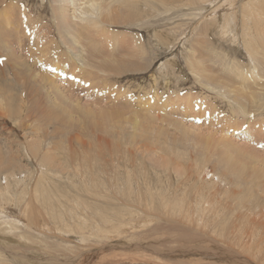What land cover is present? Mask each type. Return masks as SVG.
<instances>
[{
  "label": "rangeland",
  "instance_id": "obj_1",
  "mask_svg": "<svg viewBox=\"0 0 264 264\" xmlns=\"http://www.w3.org/2000/svg\"><path fill=\"white\" fill-rule=\"evenodd\" d=\"M65 2L0 0L16 56L28 65L17 66L20 82L0 67V102L7 107L9 94H16L13 119L0 117V156L14 159L10 170L0 168V264H77L94 248L85 264L229 263L218 254L210 262L198 254L205 249L192 248L197 244L188 240L199 232L192 231L183 215L190 207L201 211L205 202L214 214L228 213L238 198L246 206L240 214H247L256 200L264 206V73L259 82L243 77L253 89L238 100L222 96L213 89L219 85L201 75L195 77L189 65L193 57L205 58L208 72L220 80L226 73L212 50L250 65L241 38V11L262 8L264 0H185L187 6L178 10L167 0L140 1L132 20L112 28L109 46L100 35L93 37L108 65L76 68L80 73L75 75L63 63L68 50L81 51L70 49L77 47L60 37L55 26L54 12ZM226 19L231 24L227 22L223 35ZM258 32L264 34V27ZM81 37L83 45L87 41ZM195 43L202 49L195 48L194 55ZM82 50L88 54L92 49ZM57 61L64 62L55 67ZM47 78L56 81L59 93ZM74 136L86 145L77 139L71 143ZM226 137L230 143L222 139ZM39 144L38 157L31 152ZM234 146L242 155L232 151ZM228 154L235 160L225 159ZM45 156L53 161L44 167ZM240 164L263 171V182L258 184L254 171ZM118 219L132 220L120 234L111 226ZM77 224L87 228L74 240L63 228ZM242 231L257 233L245 224ZM255 247L251 251L261 248ZM197 249V255L191 253ZM238 258L241 264L251 263L245 255Z\"/></svg>",
  "mask_w": 264,
  "mask_h": 264
},
{
  "label": "bare ground",
  "instance_id": "obj_2",
  "mask_svg": "<svg viewBox=\"0 0 264 264\" xmlns=\"http://www.w3.org/2000/svg\"><path fill=\"white\" fill-rule=\"evenodd\" d=\"M140 1H145L146 3L153 1V2L157 3V0H66V2L64 3L65 6L57 7L58 10H55V12H54L57 14L56 16L58 19V22L55 25L57 27L56 30H58L60 37H64V36L67 37L68 44L74 43L75 47L78 48V49L77 48H70V49L77 51V52L81 51L80 54H77L76 52H72V51L68 50V52H67L68 54L66 53V56H68L67 57L68 59H65L67 61L65 63H63L65 61L64 60L62 63L65 64V66H66V63L69 64L73 74L74 73H80L79 69L83 70V71L86 70L85 68H87L88 70L89 69L98 70L100 66L106 67L108 65V63L107 62L102 63V59H100L103 57L104 49L101 50V47H99V43L97 41H95V39L93 37L94 36L98 37V35H100L101 40L103 38L104 41L106 42V45L109 46L110 45L109 43L113 42V41L109 42V41H111L110 39H113V37H111V35L113 34L112 28L114 26L117 27L120 24H122L121 21L122 22H128V21L132 20L133 19L132 13L134 12V9L136 8L135 4L139 3ZM161 1H166V0H161ZM167 1H169L172 4H175L174 10L185 8L187 6L186 2H184L185 0H167ZM188 1H193V0H188ZM61 2H63V1H61ZM70 3H72V5H70ZM191 3H193V2H191ZM58 4H59V2H58ZM115 4H117L119 6V8L117 10L114 7ZM180 4H182V5H180ZM67 5H70L71 7H69V8H72L74 10V17H75V19L77 18V20L72 19V15L70 14L71 11L69 8H67ZM246 8H248V7H246ZM0 13H1V15H0V67H3L5 70H7L8 74L12 75L13 77L15 75H17L16 79L19 80V82H20V76L22 75V73H20V74L16 73L17 68H18L17 66L22 65L19 68H26V67H28V65L25 63L19 62L18 56H16V50H15L16 45H15V43H13V41H11L9 39V36H8V32H7L8 29L6 27V25H7L6 24L7 23L6 11L1 10V7H0ZM70 15H71V17H70ZM241 15H242L241 28L244 31L241 38H242V42H243V47L246 51V55L249 56V58H250V65L247 63H242L241 61H233L227 55H225V57L223 58L224 53L218 52L217 50H212L214 53V55H213L214 57L213 56L212 57L215 58L214 60L221 59V62H219V64L222 67L221 70L226 73V76L224 75L223 76L224 78L222 77L224 80L217 79L216 78L217 75H213L212 73L208 72L209 68H206L203 64V63L206 64L205 58H203L204 60L201 61V59H199L197 57H193L192 58L193 61H191L190 65H189L190 68L192 69V71L194 72L195 77L199 78V75H201L202 77L206 78V80L210 84L219 85V86L213 87V89H215V90L218 89L217 91L220 92L222 96L225 94H228L229 97H234V98H237L238 100L240 99V96H243V97L249 96L251 93H250V90H248V89H253L251 83H249V82L246 83V79L243 77L248 78V80L250 82H255V81L259 82L260 77H262L261 72L264 73V70H263V65H264V58H263L264 57V34L261 32H258L262 27H264L263 26L264 25V6L262 8H259V9H256L254 7V9H251L248 14H247V12H245V8H243V11H241ZM260 16L263 20L259 18ZM2 18H4V20ZM103 21L107 22L109 25L103 24ZM228 21L229 20L226 19L225 20L226 26H223L221 28V30H222L221 33L223 35L226 34L229 30L228 29L229 26L227 24L230 22H228ZM54 23H56V21H54ZM234 23H235V21H234ZM251 24H252V27L249 26ZM103 26L107 27L110 30L104 29ZM255 27H257V30L255 29ZM16 29L17 28H15V31H16ZM80 36H82L81 37L82 40L87 41V42L83 41L84 42L83 45H82V42H80ZM246 36H250V37L247 38ZM232 39L237 41L235 36H233ZM101 42L103 44V41H101ZM194 42L198 43V41H194ZM231 42L233 43L234 41H231ZM197 43L193 44V46L194 45L195 46L191 48L194 55L196 53L195 48H199V49L201 48L202 49V45H197ZM81 45H82V47H81ZM114 45H116L115 48H119L118 47V41L116 42V40H115ZM82 48L85 51H88L90 49H92V50L88 54H82V52H83ZM46 49L50 52L52 51L49 48H46ZM42 51H45V49ZM98 52H100L102 54L99 53V55H94V53L98 54ZM255 56H258L259 59L258 60L254 59L253 57H255ZM39 60H43V58L40 57L38 59V61ZM76 60H78L77 63L75 62ZM81 60H82L83 64L78 65L79 61H81ZM62 63L61 62L59 63L57 61L55 63V67L56 66L59 67L60 64H62ZM253 64H255V65H253ZM76 68H79V69H76ZM30 70H31V68L29 69V71ZM76 70H78V71H76ZM73 74H72V76H73ZM88 76H85V77H88ZM42 78H45V77H42ZM46 80H50L52 82V84L55 85L54 88H55L56 92L59 93V86L56 83V81L52 78H47ZM16 83H18V82H16ZM227 88L230 91H227ZM9 91L11 93H13L14 89L11 88V89H9ZM3 95H4V93H3ZM15 97H16V94H12V95L9 94V102L7 103V107L5 106V104L3 102H0V117L1 116H8L11 119H13V117H12V112H13L12 107L13 106H11V102L15 99ZM29 97H27V98H29ZM25 100H26V98L25 99L22 98V102H24ZM13 108H15V106ZM14 113H15V111H14ZM151 118L155 119L153 117H151ZM62 122H64V121H62ZM144 123H145V121H144ZM139 124H141V123H139ZM243 133L247 134L248 131H245ZM74 139H77L79 141L78 143H81L82 145H86V142L81 140L79 136L69 137V140L71 143L74 141ZM222 139H224V141L226 143L227 142L230 143L229 137L228 138L227 137L222 138ZM98 140L99 141L102 140L103 142H106L102 138H98ZM24 148H25L27 154H29L30 145H28V146L26 145ZM116 149H114V150H116ZM31 150H33V149L31 148ZM40 151H41V144H39L38 149H36L32 152L30 151V152H31V154L34 153V155L39 157ZM100 151H101V149H100ZM232 151H235V154L237 153L239 155H242L241 151L239 149H237L235 146H234V149ZM248 156H249V158L253 159V157L251 155H248ZM226 158H231L230 159L231 161L235 160V157L232 154L226 155L225 159ZM41 160H42V158H41ZM51 160H52V158L48 159V156H45V158L43 157V160L41 161V163H43L44 167H45L46 166L45 164H47V163L51 164ZM13 161H14L13 157L5 159L2 156H0V168H2V169L5 168V169L10 170V168L12 167ZM224 161L222 163H224ZM240 166L243 168L245 167V169L251 168L253 171L256 169V167L254 165L252 167H249L248 165L245 166L244 164H240ZM227 168H230L231 173L235 174L239 178L241 177L240 171L237 172L235 170L236 171L235 172L233 168H231V167H227ZM262 172L263 171H260V170L257 172L254 171V175H255L254 179L258 180V184L263 182V181H259V180H262V176H261ZM38 173H40V172H38ZM243 181L246 182V184L249 183L247 179H244ZM263 187H264V184H263ZM243 201L240 198L235 200L234 206L232 205L233 208L232 209L229 208L228 213H226L225 210H218L217 213L214 214V212H216V210L212 209L213 207H211L212 205L209 202L204 203L205 205L201 211H197L198 209L192 210L191 207H190L191 210L190 209L187 210L188 213L183 215V216L187 219V221L190 224H192V226L190 225L192 227V231H194V228H195V229H197L199 234L196 236H193L194 234L193 235L191 234L193 237L192 238L190 237L189 240H188V235H187L186 239L188 240V242L197 244L195 246H192V248L202 247L203 249H205V254H203L202 252L198 253V249L196 252L194 250H191L192 254L197 255V253H198L200 255H203V257L204 256L209 257L210 262H211V257L218 256V255H219L218 257H221V255H223L224 258L226 259V261L229 262L227 264H241L238 261L239 260L238 257L239 256L243 257V255H245L248 258V260L251 261L250 264H263L264 263L263 262L264 261V206L262 205V203L257 202V200L254 202H251L250 203L251 205H250V208L248 211L249 213L247 212V214L244 215V214H240L241 210L246 207L243 205ZM125 205H127V204H125ZM247 208H246V210H247ZM219 212H224V214H222V215L225 218H223ZM244 220H245V223H244ZM38 221H39V218H35V220H34L35 226L39 225V224H37ZM116 222H117V224H113L111 226L114 227V230L119 231V234H120V233H123V232H121L122 226H124V227L130 226L132 223V220H129V219L123 220V222L121 223L120 219H118V220H116ZM244 224L248 225L249 227L253 226V228H254L253 233L254 232H257V233L256 234L254 233V235H252L250 233L243 232L242 231V225L244 226ZM74 226H66L65 228H63L65 232L64 231L63 232L68 234V235L70 234L69 236L74 237V240H75V239H78L77 236H75V235H78L79 233H81V231H84V229H86L87 226H86V224H85L86 228H84V224L83 225L77 224ZM30 228H32V227L30 226ZM217 228H219V231H217ZM103 232H104V230H103ZM189 236H190V233H189ZM90 237H91V235H90ZM120 238H122V237H120ZM248 245H250V247L256 246V247H261V248L255 247L256 250L254 249L255 251H251V248L248 247ZM97 249L98 248H94V249H91L90 251L86 252V257L81 258L80 262H76V263L77 264L89 263L91 261V259L93 258L94 251ZM203 249H200V250L203 251ZM186 253H188V252H186ZM116 257H118V256H116ZM119 257L121 258L122 256L120 255ZM120 258H119V260H120ZM124 258H125V256H124ZM224 258L221 257L220 260H222ZM144 259H146V258L144 257ZM133 260H134V258H133ZM115 261H117V259H115ZM214 261H215V259H214ZM256 261H258V262H256ZM259 261H261L262 263H259ZM160 262L161 261H159V263ZM244 262H245V260H244ZM116 263H118V262H116ZM217 263H219V262L217 261ZM99 264H101V262ZM102 264H104V263H102ZM203 264H204V262H203Z\"/></svg>",
  "mask_w": 264,
  "mask_h": 264
}]
</instances>
